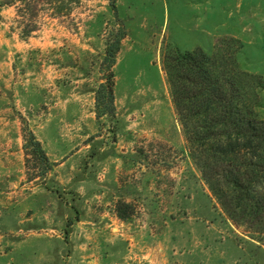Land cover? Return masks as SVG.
<instances>
[{
  "label": "rangeland",
  "instance_id": "374dc122",
  "mask_svg": "<svg viewBox=\"0 0 264 264\" xmlns=\"http://www.w3.org/2000/svg\"><path fill=\"white\" fill-rule=\"evenodd\" d=\"M196 48L261 81L264 120V0H0V264H264V226L226 215L171 101L163 55Z\"/></svg>",
  "mask_w": 264,
  "mask_h": 264
},
{
  "label": "trees",
  "instance_id": "16d2710c",
  "mask_svg": "<svg viewBox=\"0 0 264 264\" xmlns=\"http://www.w3.org/2000/svg\"><path fill=\"white\" fill-rule=\"evenodd\" d=\"M50 3L68 6L77 5L79 0ZM111 7L114 11V1ZM119 48L120 38H116L107 44L103 59L109 75L102 87L110 99V69ZM162 70L189 152L211 193L235 224L263 227L264 120L254 110L263 84L238 71L228 54L201 48L165 53ZM100 101L97 92V107ZM23 140L26 164L29 149L40 163L42 176L50 169V163L41 144L31 132Z\"/></svg>",
  "mask_w": 264,
  "mask_h": 264
}]
</instances>
